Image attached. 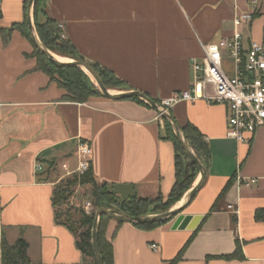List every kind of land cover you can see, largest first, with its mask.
I'll return each mask as SVG.
<instances>
[{"label":"crops","instance_id":"0c3cea01","mask_svg":"<svg viewBox=\"0 0 264 264\" xmlns=\"http://www.w3.org/2000/svg\"><path fill=\"white\" fill-rule=\"evenodd\" d=\"M44 7L85 61L159 103L190 87L201 44L219 45L223 63L230 61L225 72L234 74L225 40L235 15L249 10L247 0H46ZM25 18V0L0 1V247L3 240L24 241L27 264H82L76 238L56 221L53 204L55 185L75 173L79 143L90 145L97 185L124 184L137 198L168 196L175 148L163 119L145 104L65 99L64 89L37 68L29 40L17 29L7 35ZM243 33L244 47L264 37V0ZM168 110L180 129L197 128L209 148L203 183L182 212L202 218L194 230H172L173 220L144 228L110 219L105 238L113 264H264V131L247 134L249 142L229 138L227 106L203 99ZM237 242L241 256L225 258Z\"/></svg>","mask_w":264,"mask_h":264},{"label":"trees","instance_id":"16d2710c","mask_svg":"<svg viewBox=\"0 0 264 264\" xmlns=\"http://www.w3.org/2000/svg\"><path fill=\"white\" fill-rule=\"evenodd\" d=\"M45 2L46 0H34L33 3V24L42 45L48 50H51V52L53 51L62 56H68L73 60L85 61L84 58L77 52L73 44L69 40L61 37L62 32L58 27V23L50 18L45 12ZM26 5L27 0H25V9ZM14 29L19 30L21 34L31 42L29 31L26 25V19L23 22L14 24L12 27L8 28L6 30L7 35H9V33ZM33 54L37 58V68L45 72L51 80L56 81L58 85L64 89L65 99H67L68 101L85 102L91 96H102L95 83L91 80L90 76L82 69L73 66H60L55 64L46 56H44L40 51H38L34 45ZM87 63L97 73L106 88L118 90L128 89L125 82L115 76L114 73L99 66L97 63ZM128 99L138 101L139 103L148 106L139 98L132 97ZM163 123L165 137L173 142L175 148L174 164L176 179L166 198H163L162 196H158L156 199L152 200L148 198L137 197L129 199L120 198L114 191L112 184L104 183L101 185H97L95 183L90 166L83 174H74L65 182L57 183L55 185L53 191L54 206L56 207L59 204L65 203V201H67L72 194V187L76 184L91 185L89 194L93 199L92 204L94 203L96 207L111 208L133 216L145 215L152 212L153 209L155 210V207H153V209L148 208L150 205L156 203L155 200L161 201V206L159 208H156L160 211H163L180 201L185 192L191 187L193 181L195 180L198 174V169L187 158L183 148L179 144L173 132L170 123L165 119H163ZM181 131L183 137L193 150L196 157L204 166H207L210 161V152L201 133L191 124H186L185 126L181 127ZM98 201H101L103 204H101L100 206L99 204L97 205ZM77 211H79L81 215L78 223L81 227H84V230H81L78 233L76 232L75 228L70 223H68V220L62 221L60 219L61 213L57 212V210L55 213V219L59 224L65 225L74 234L76 238L75 244L83 254L82 264H97L91 243V230L94 211H92L91 213H86L84 210L80 209H78ZM110 219L113 218L108 215H102L100 216L98 221L97 241L101 256L105 264H113L112 246L110 242L105 238L106 224ZM169 220L170 219L134 225L138 227L151 228L167 223ZM116 221L119 223H123L122 221ZM188 242L189 241H187L181 248L175 259H178L181 256ZM1 249L2 264H27L29 261L26 255V244L24 241L17 242L14 245H8L6 241L3 240L1 243ZM240 256V245L237 242L235 251L232 254L226 255L224 257L230 259Z\"/></svg>","mask_w":264,"mask_h":264},{"label":"built area","instance_id":"2783aa9c","mask_svg":"<svg viewBox=\"0 0 264 264\" xmlns=\"http://www.w3.org/2000/svg\"><path fill=\"white\" fill-rule=\"evenodd\" d=\"M1 1V0H0ZM249 10L235 15L233 32L225 47L232 59L234 74L229 76L223 68V54L219 45L201 44L203 57L201 62L192 58L193 81L186 90L177 91L168 99L160 102L164 109L179 101L203 99L210 103H221L227 106V136L237 142H249L247 134L256 130L264 131V37L251 40L244 47L243 28H248L258 8V0H247ZM62 31V24H58ZM61 37L64 38L63 33ZM91 148L87 142L78 145V165L75 173L83 174L90 167ZM40 162L35 163V170L42 171ZM255 180L244 181L250 185ZM86 213L90 203L86 202ZM89 207V208H88ZM228 208H232L231 205ZM157 250V244H151ZM0 264L2 249L0 247Z\"/></svg>","mask_w":264,"mask_h":264},{"label":"water","instance_id":"95a60500","mask_svg":"<svg viewBox=\"0 0 264 264\" xmlns=\"http://www.w3.org/2000/svg\"><path fill=\"white\" fill-rule=\"evenodd\" d=\"M33 3L34 0H27L26 5V25L29 31V36L31 39L32 44L37 48L38 51H40L44 56H46L50 61L53 63L60 65V66H73L82 69L85 71L89 76L92 77L95 85L97 86L99 92L101 95L107 99H128L132 97H136L144 101L152 110H154L162 119L167 120L170 125L172 126L173 132L183 148L187 158L190 162H192L198 169V181L192 185L187 192L183 195L180 201H182L181 205L177 207H173L165 212L153 214V215H129L126 213L119 212L117 210L111 209V208H105L100 207L97 208L94 212V218L92 223V230H91V243H92V249L94 253V257L97 264H105L103 261V258L101 256V252L98 245V221L100 216L102 215H108L111 218L122 221V222H128L132 224H141V223H147V222H156V221H162L173 218L171 229L175 230H194L198 223L200 222L202 216L201 215H184L179 214L178 210L180 207L188 203L193 196L196 194V192L201 187V184L203 183V180L205 178L206 170L205 166L200 162V160L196 157V155L193 153L191 147L183 137L182 131L179 128L178 124L172 117L171 113L168 109H164L161 107L160 103L156 100L150 98L149 96L145 95L142 92H139L134 89L130 90H124L119 93H112L110 89L106 88L97 73L93 70V68L85 61L82 60H71L70 62H61L54 58L53 53L45 48L37 35L35 34V28L33 24ZM113 189L115 192L119 193L123 199H129L133 197V192H129V186H126L124 184H114Z\"/></svg>","mask_w":264,"mask_h":264},{"label":"rangeland","instance_id":"374dc122","mask_svg":"<svg viewBox=\"0 0 264 264\" xmlns=\"http://www.w3.org/2000/svg\"><path fill=\"white\" fill-rule=\"evenodd\" d=\"M35 28V27H34ZM62 32V31H61ZM35 34L37 35V32L35 30ZM62 34V33H61ZM38 37V35H37ZM26 38V37H25ZM27 39V38H26ZM28 40V39H27ZM30 42V41H29ZM31 45L33 46L32 42H30ZM51 51V50H50ZM52 53L56 54V55H60V54H57L55 52L52 51ZM62 56V55H61ZM64 57H68V56H64ZM70 58V57H68ZM72 59V58H70ZM224 67L225 68H228L230 66V61H225L224 60ZM91 80L93 81L92 77L90 76ZM94 82V81H93ZM111 92L114 91V90H118V89H110ZM113 93V92H112ZM193 151V150H192ZM194 153V152H193ZM76 175H81V174H78V173H74ZM72 174V175H74ZM72 175H69L68 177H66L65 179H62L59 181V183H62V182H65L67 179L71 178ZM198 176V174H197ZM196 176V177H197ZM193 185V183H192ZM191 185V186H192ZM72 194L70 195L69 199L67 201H65V203L63 204H59L56 206L57 208V212H60L61 213V217L60 219L62 221H67L68 220V223H70L76 230V232H80L81 230H84V227H81L78 223L79 219H80V213L79 211H77L78 209L80 210H84L86 212V208H87V205H86V202H89L90 203V209H89V213H91L92 211L95 212V210L97 208H100V207H96L95 204L93 203L92 204V197L90 196L89 192L91 190V185L90 184H86V185H80V184H76L72 187ZM187 192V191H186ZM158 196L156 197H153V198H148V199H156ZM156 203H154L153 205H150L148 208L149 209H153V207H155V210L153 209L152 212L150 213H147L145 215H153V214H158V213H162V212H165L173 207H177L178 206V202L175 203L173 206H170L168 207L167 209L163 210V211H160L159 209H156V208H159L161 206V201L160 200H155ZM99 204V206L101 204H103L101 201H98L97 205ZM89 208V207H88ZM179 214H182V212L184 211V205L182 207L179 208L178 210ZM149 212V211H148ZM173 220V218H171L169 221Z\"/></svg>","mask_w":264,"mask_h":264},{"label":"bare ground","instance_id":"6f19581e","mask_svg":"<svg viewBox=\"0 0 264 264\" xmlns=\"http://www.w3.org/2000/svg\"><path fill=\"white\" fill-rule=\"evenodd\" d=\"M54 58H56L57 60L61 61V62H70L72 59L68 58V57H64L61 55H56L53 53ZM118 93V92H117Z\"/></svg>","mask_w":264,"mask_h":264}]
</instances>
